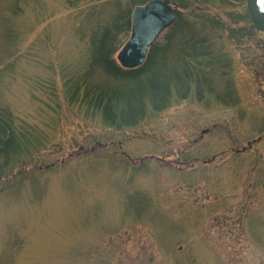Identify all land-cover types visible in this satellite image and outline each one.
Segmentation results:
<instances>
[{
	"label": "rangeland",
	"instance_id": "rangeland-1",
	"mask_svg": "<svg viewBox=\"0 0 264 264\" xmlns=\"http://www.w3.org/2000/svg\"><path fill=\"white\" fill-rule=\"evenodd\" d=\"M148 1L0 0V264H264V31L248 0H170L148 83L172 93L138 123L84 102L110 79L84 81L91 36ZM190 34L214 65L181 66Z\"/></svg>",
	"mask_w": 264,
	"mask_h": 264
},
{
	"label": "trees",
	"instance_id": "trees-1",
	"mask_svg": "<svg viewBox=\"0 0 264 264\" xmlns=\"http://www.w3.org/2000/svg\"><path fill=\"white\" fill-rule=\"evenodd\" d=\"M138 4L140 3L135 2L132 6L134 5L135 7ZM131 13L132 11L130 10L127 14L120 17L118 24L108 25L106 28L102 27L91 36L90 66L88 68L89 71L84 73V81H89V77L94 74L95 68H103L110 75V79L104 85L90 83L92 86L87 87V94L84 98L85 101H83L93 108L99 109L104 115L105 120L111 125H118L120 127L123 124L134 125L144 119L147 113L146 106L150 101L156 102V109L161 108L172 93L170 83L166 87L152 86L148 83L152 68L160 65L161 61H163V55L170 49L171 43L165 37H161L163 41L156 42L151 47L147 61L141 67L125 69L114 58L115 53L124 46L131 33ZM178 23H181L179 27L183 26L180 20ZM194 37L196 36L191 34L189 35L190 40H188V37H184L187 40L184 41L185 43L182 41V44L191 43V46L187 47L186 45L183 49L184 54H180L179 52L178 56L181 66L183 68L187 67L188 71L192 59H196L199 55L203 56L204 54L206 57L208 56L213 65V62L217 60L216 55L210 58L213 54L210 41H207L205 43L206 46L203 48L200 46L202 44L199 45ZM155 59H159V61ZM187 59L190 60L186 61ZM186 79L189 82L187 76ZM135 87L138 89L136 96L139 102L133 104L132 98L133 93L136 92ZM79 91L80 88L77 86L76 93H79ZM4 115V111H0V121L4 119ZM6 122L7 125H12L11 121ZM1 130L0 128V132L3 133ZM11 133L13 134V131Z\"/></svg>",
	"mask_w": 264,
	"mask_h": 264
},
{
	"label": "water",
	"instance_id": "water-1",
	"mask_svg": "<svg viewBox=\"0 0 264 264\" xmlns=\"http://www.w3.org/2000/svg\"><path fill=\"white\" fill-rule=\"evenodd\" d=\"M248 10L253 24L264 31V0H248ZM177 17L169 0H150L137 6L132 14V33L118 54L126 68H136L144 63L151 45L171 26Z\"/></svg>",
	"mask_w": 264,
	"mask_h": 264
},
{
	"label": "bare ground",
	"instance_id": "bare-ground-1",
	"mask_svg": "<svg viewBox=\"0 0 264 264\" xmlns=\"http://www.w3.org/2000/svg\"><path fill=\"white\" fill-rule=\"evenodd\" d=\"M131 20H132V17H131ZM147 57H148V55H147ZM147 57H146V59H147ZM146 59H145V61H146ZM145 61L139 67L143 66L145 64Z\"/></svg>",
	"mask_w": 264,
	"mask_h": 264
}]
</instances>
